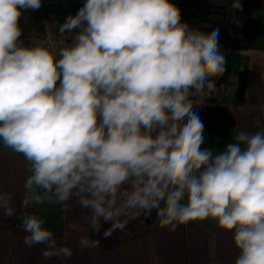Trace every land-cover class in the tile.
<instances>
[{"label":"clouds","instance_id":"9594fccd","mask_svg":"<svg viewBox=\"0 0 264 264\" xmlns=\"http://www.w3.org/2000/svg\"><path fill=\"white\" fill-rule=\"evenodd\" d=\"M41 6L0 0V141L30 164L25 206L42 202L37 188L75 196L93 232L110 224L105 239L125 231L126 209L155 210L171 231L212 218L233 234L234 264H264V130L238 131L215 154L193 107L225 71L219 30L190 28L170 0H86L58 29L71 43L53 53L20 39L22 10ZM11 200L0 192L8 216ZM20 219L26 245L71 257L43 217Z\"/></svg>","mask_w":264,"mask_h":264},{"label":"crops","instance_id":"0c3cea01","mask_svg":"<svg viewBox=\"0 0 264 264\" xmlns=\"http://www.w3.org/2000/svg\"><path fill=\"white\" fill-rule=\"evenodd\" d=\"M187 21L190 28L210 33L219 30L218 45L225 57V71L210 77L207 94L221 105L209 113L204 124L205 144L215 154L235 142L238 131L254 133L264 130V0H240L242 10L233 9L235 0H188ZM86 0H42L37 10H22L20 26L24 32L43 37L55 35L69 15H76ZM36 14L42 19L38 25ZM57 46L54 53L64 47ZM31 175L30 164L22 154L0 141V192L12 194L14 215L0 209V264H234L238 250L233 234L220 228L212 219L193 220L177 226L175 231L162 227L159 220L140 233H129L111 243L103 236L109 223H102L100 232L90 228L91 211L80 206L73 196L60 202L54 194L43 195L41 203L24 204L28 193L25 180ZM119 204V201H118ZM62 209L64 234L55 237L57 247L71 249V257L53 256L45 259V244L28 246L15 218L30 210ZM146 214L139 209H127L123 219L127 227L146 225ZM123 233V232H122ZM121 233V235H122ZM98 239L96 248H81L79 240Z\"/></svg>","mask_w":264,"mask_h":264},{"label":"built area","instance_id":"2783aa9c","mask_svg":"<svg viewBox=\"0 0 264 264\" xmlns=\"http://www.w3.org/2000/svg\"><path fill=\"white\" fill-rule=\"evenodd\" d=\"M186 1L187 0H170V2L175 4L178 8L181 5L185 4ZM186 16L188 17V13ZM20 39L23 40L25 45L42 46V47L48 48L53 53H54L55 47L71 43L70 40H67L65 36L61 35L59 32L55 35L46 34L43 37H39L33 34L32 32L23 31ZM220 105L221 103L214 96H211V95H206L204 97V102L200 105H199V101H194L193 103V107L194 108L196 107L194 111L198 113L199 118L201 120L205 118L207 115H209L211 110L218 108Z\"/></svg>","mask_w":264,"mask_h":264},{"label":"water","instance_id":"95a60500","mask_svg":"<svg viewBox=\"0 0 264 264\" xmlns=\"http://www.w3.org/2000/svg\"><path fill=\"white\" fill-rule=\"evenodd\" d=\"M29 214H35L43 217L45 220L44 227L50 229L55 237H59L64 234L65 221H64V213L62 209L30 210L15 218L12 224L21 225L22 220L20 219V217ZM155 220H156V211L153 210L150 216L148 217L145 216L144 222L146 225H151L155 222Z\"/></svg>","mask_w":264,"mask_h":264},{"label":"rangeland","instance_id":"374dc122","mask_svg":"<svg viewBox=\"0 0 264 264\" xmlns=\"http://www.w3.org/2000/svg\"><path fill=\"white\" fill-rule=\"evenodd\" d=\"M213 111H215V109H213V110H211V112H213ZM210 112V113H211ZM208 116V115H207ZM207 116L205 117V118H203L201 121L202 122H205V120H206V118H207ZM125 211H127V209L125 210ZM107 227H110V225H108ZM146 227H148V225H142V226H140V227H137V228H130V227H126V229H125V231L122 233V232H119V231H116V232H113V234L110 236L111 237V239L109 238V239H107L109 242L108 243H111V240H116L117 238H119V237H123L124 235H129V233L131 234V233H140V232H142V231H144V229L146 228ZM121 233H122V235H121Z\"/></svg>","mask_w":264,"mask_h":264},{"label":"trees","instance_id":"16d2710c","mask_svg":"<svg viewBox=\"0 0 264 264\" xmlns=\"http://www.w3.org/2000/svg\"><path fill=\"white\" fill-rule=\"evenodd\" d=\"M188 4H189V1L187 0L185 2V4H183V5H181L179 7L180 8V13H181V22L182 23H186V20H187V16L186 15H187V6H188ZM35 18H36V21H37L38 25L43 23L41 17L38 14H36Z\"/></svg>","mask_w":264,"mask_h":264}]
</instances>
